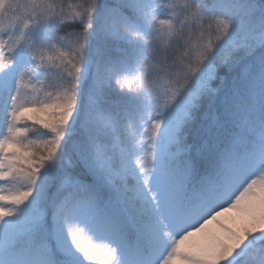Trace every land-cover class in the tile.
Returning a JSON list of instances; mask_svg holds the SVG:
<instances>
[{"label":"snow or ice","instance_id":"obj_1","mask_svg":"<svg viewBox=\"0 0 264 264\" xmlns=\"http://www.w3.org/2000/svg\"><path fill=\"white\" fill-rule=\"evenodd\" d=\"M0 264H264V0H0Z\"/></svg>","mask_w":264,"mask_h":264},{"label":"trees","instance_id":"obj_2","mask_svg":"<svg viewBox=\"0 0 264 264\" xmlns=\"http://www.w3.org/2000/svg\"><path fill=\"white\" fill-rule=\"evenodd\" d=\"M228 216H231V217H235L236 215H237V213L236 212H232V213H229V214H227Z\"/></svg>","mask_w":264,"mask_h":264}]
</instances>
